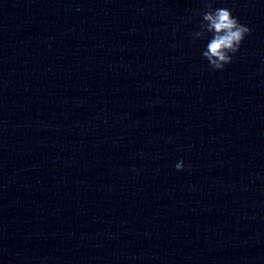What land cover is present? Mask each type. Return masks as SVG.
<instances>
[{
  "label": "clouds",
  "instance_id": "obj_1",
  "mask_svg": "<svg viewBox=\"0 0 264 264\" xmlns=\"http://www.w3.org/2000/svg\"><path fill=\"white\" fill-rule=\"evenodd\" d=\"M204 3L207 10L198 13L202 17L199 30L191 35L196 39H207L202 57L211 69L222 71L233 62L246 36L251 34V29L233 16L230 9L213 8L212 0H204ZM174 167L177 171H183L184 161L180 160Z\"/></svg>",
  "mask_w": 264,
  "mask_h": 264
}]
</instances>
